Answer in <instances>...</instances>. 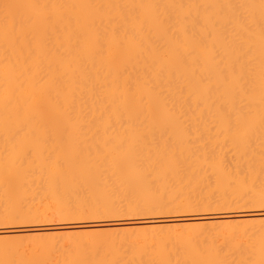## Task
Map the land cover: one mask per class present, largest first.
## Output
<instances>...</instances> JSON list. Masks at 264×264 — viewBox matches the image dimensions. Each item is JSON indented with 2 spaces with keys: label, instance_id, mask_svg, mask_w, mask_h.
<instances>
[{
  "label": "bare ground",
  "instance_id": "1",
  "mask_svg": "<svg viewBox=\"0 0 264 264\" xmlns=\"http://www.w3.org/2000/svg\"><path fill=\"white\" fill-rule=\"evenodd\" d=\"M259 116L264 0H0L3 225L264 209L263 137L186 134ZM82 133L112 144L90 153ZM121 231L61 244L3 234L0 264H264L263 220Z\"/></svg>",
  "mask_w": 264,
  "mask_h": 264
},
{
  "label": "rangeland",
  "instance_id": "2",
  "mask_svg": "<svg viewBox=\"0 0 264 264\" xmlns=\"http://www.w3.org/2000/svg\"><path fill=\"white\" fill-rule=\"evenodd\" d=\"M219 118L222 119L223 117H219ZM255 118H256V121L259 120L260 122H264V116H262V117L259 116L258 118L257 117H252V120H255ZM215 119H217V121H218V118H215ZM215 119L213 118V120H215ZM242 119H243V121L244 120L245 121L246 120L247 121L248 120L252 121L251 117L250 118L249 117H241L240 119L237 118V117H235V118L234 117H228V118L224 117L222 120H224V121L233 120V122H234V120H238V121L240 120L241 121ZM230 122H232V121H230ZM234 125L235 124L229 125L231 127L227 126L226 128L229 129L228 131H226L227 129L225 130L224 128L215 129V127H214V129H213L212 128L213 126H212L210 128L211 130L207 129L208 132L206 130L205 131L203 130L205 133L202 132V131L201 132L200 131H194L193 133L192 132L191 133L188 132L186 134H187V136H189V135L191 136V138L189 139L191 142L196 137L200 138V139H203V138L205 139L206 136L208 138L210 137V139H211V137H213V140H215V141H217L216 137H221V139L218 138V140L222 141L224 139V142L227 145V141H228L227 139H231L230 141L235 139L236 138L235 135H237L236 132H238V133L242 132L243 133L245 130L246 131L247 130L250 131V129H251V132L253 131V133H254V131H255L254 134L251 133L253 136L257 135V137L259 136V138L261 136V140H262V137L264 139V136H263V134H264V123H259L257 125L253 124L252 126L251 125H245V124L243 126V125L240 124V127L236 126L237 125L236 124L235 125L236 128H235ZM247 126L250 129H247L248 128ZM237 127H239V128H237ZM243 127H244L245 130L243 129ZM233 128H235V129H233ZM219 130H221V131L225 130V132L224 131L223 132H219ZM232 131L234 132V134L231 133ZM167 133L168 132H166L165 134L162 133L160 136L166 137L168 135V137L171 139L170 136H172V134L171 133L167 134ZM224 133H227L226 134L227 137H225L226 135L224 136ZM1 134H0V136L3 135V137H4V134H2V135ZM65 134L67 135V133H58L56 135L57 136L58 135L59 136H66ZM86 134L89 135V137L86 136ZM108 134H110V133H105V134L104 133H95V134L94 133H91V134L90 133H82L81 135L82 136L85 135V137H86L85 139L89 140L91 138V140L88 141V140L84 139V140H80V141L75 142V143L81 144L83 146V144H84L83 141H86L84 146L81 147V148H85L86 144L88 145V143L91 141L90 142L91 144L89 143V145H90V147L93 146L92 150L90 148H88V150L90 149L89 151L87 150V148L85 150L88 151V152L93 151V148L96 145L94 149H99V151H101L100 146H101V148H103L105 143H106V146H109L112 143L110 141H100L101 143L103 142V144H101V143H99L98 140H94V139H93L94 141L92 142V136L94 135V137H96L98 135L97 137H99V136L101 137L102 135L106 136ZM157 134H159V133H157ZM216 134L218 136H216ZM251 134H250L249 137H251ZM35 135L36 136H38V135L41 136L40 134H38V135L35 134ZM45 135L46 136H51V135L54 136L55 134L48 133V135L47 134H45ZM74 135L76 136V134H74ZM115 135L119 136L121 134L120 133L119 134H113V136H115ZM154 135L156 136V134H154ZM232 135H234V136H232ZM6 136H10V135H6ZM11 136H15V135H11ZM78 136H80L79 133H78ZM157 136H159V135H157ZM202 136H205V137H202ZM238 136L241 137L240 134H238ZM222 137H224V138H222ZM254 138L251 137L250 139H254ZM255 139L258 140L257 138H255ZM206 140H207V138H206ZM81 141L83 142V144H82ZM49 142H51V141H49ZM27 143H28V145H30V147H32V143L33 142L31 144L29 142H27ZM34 143H33L34 144L33 146L36 145V142H34ZM45 143L42 142V144H44V147H45L46 144H47L46 145L47 147L48 146L50 147V145L53 144V142H52V144H49V145H48V143H46V144ZM70 143L73 144V142H70ZM107 143L109 145H107ZM156 143H158V142H156ZM230 143L231 142H229V144ZM37 144H38V142H37ZM64 144H66V143H64ZM28 145L26 144V145H23V146H28ZM38 145H41V143H39ZM75 146H77V145L75 144ZM80 146H77V147L80 149ZM42 147H43V145H42ZM44 147H43V149H44ZM96 147H98V148H96ZM80 150H81V152H82V150L85 151L84 149H80ZM27 151L30 152L31 150H27ZM27 151H25V154H26ZM43 151L46 152L45 149ZM102 151H104V150L102 149ZM229 151H231V153H232L233 149L232 150L230 149ZM21 153H22V151H21ZM23 154H24V152H23ZM233 154L235 155V159H236L237 158V152L235 153V150L233 151L231 157H230V154L228 153V156L230 158L228 156H226L227 159L235 160V159H233L234 158ZM226 155H227V152H226ZM105 167L106 166H104L103 164H102V166L100 165L99 170H98V172H99L100 168H101L100 175L101 174H107V172L105 171L106 170ZM34 170H38V169L35 168ZM103 171H105L106 173L105 172L103 173ZM35 173L37 174V171H35ZM44 173H46V172H43V174ZM37 175H39V174H37ZM45 175H44L45 178H47L48 177L47 174H45ZM41 176H42L41 180H43V175H41ZM69 176H71V174H69ZM243 208L244 207H242V208H232V209L230 208V209H227V210L226 209H223V210L222 209H216V210H206V211H200V212L199 211H191V212H182V211H180L181 213L180 212H178V213L176 212V213H173V214L171 212L164 213V214L163 213H159V214L156 213V214H150V215L146 214V215H142V216L134 215L133 217H131L133 214H131L130 216H128L129 214H127V215L125 214L127 216L126 217V216L122 215V213H121L122 216L119 214L118 216H112V217L108 216L109 218L105 217L103 219H101V218L94 219L93 218V220H91L89 218L88 219L87 218H83V219L82 218H80V219H76V218H73V219L70 218L69 219L68 218L66 220L65 219H61L60 220V219L57 218L58 216L57 217L56 216H54V217L52 216L53 218L49 217V219L47 218L46 221L43 220V222L40 220V221H37V222H27V223H18V222H16V223H12V224L11 223L10 224L7 223V224H4V225L2 223H0V236L3 235V234L8 235V239H9L10 243H14V242L15 243H21V242L29 243V242H32V241H35V240L39 239V240H45V241H51L52 240L53 243L55 242V244H57V242L58 243L59 242L63 243L62 241H65V240L69 239L70 237H73L77 233H80V232H84V233L87 232L88 233V231L90 232V230L93 227H97L103 232H106V231L110 232L111 231V233H114V232H117V231L120 232L121 229H142L143 227H154L155 229H158V230L162 229L163 230V229H167V228L171 227L172 225H185V224L186 225H188V224L190 225V224H198V223H202V222H205L207 225L209 223H213L214 225H218L220 223L225 224L226 222L239 223L241 221H250V220H263L264 221V214L259 215V216H251L249 214V213H251V212H253V211L257 210V209L262 210L264 212V209H260V208L256 209V208H252V207H245L244 209ZM253 209H255V210H253ZM224 215H226V216H224ZM227 215H229V216H227ZM172 218H174L176 220H172ZM47 220H49V221H47ZM119 232H117V234H119ZM61 243H59V244H61Z\"/></svg>",
  "mask_w": 264,
  "mask_h": 264
}]
</instances>
